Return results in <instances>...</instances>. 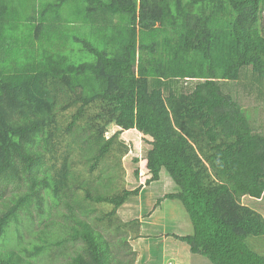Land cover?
<instances>
[{
  "label": "trees",
  "instance_id": "trees-1",
  "mask_svg": "<svg viewBox=\"0 0 264 264\" xmlns=\"http://www.w3.org/2000/svg\"><path fill=\"white\" fill-rule=\"evenodd\" d=\"M35 1L0 0V264H56L60 247L71 252L64 264H136L140 219L118 211L162 170L177 191L156 206L182 205L192 233L173 236L192 254L264 264L247 244L264 236V217L242 202L264 196V0H82L70 20L84 35L60 18L74 0H42L31 36L15 19ZM230 83L256 105L227 93ZM123 134L151 149L134 160L141 185L118 191L111 174L90 176L117 147L119 162L129 154ZM97 205L110 209L93 217ZM98 226L122 236L111 242Z\"/></svg>",
  "mask_w": 264,
  "mask_h": 264
},
{
  "label": "rangeland",
  "instance_id": "rangeland-1",
  "mask_svg": "<svg viewBox=\"0 0 264 264\" xmlns=\"http://www.w3.org/2000/svg\"><path fill=\"white\" fill-rule=\"evenodd\" d=\"M47 1V0H44ZM36 5H27L28 7L23 9L21 8L18 11L17 17L15 21H19L20 24H25L26 28L25 31L28 33L27 28L29 27L31 29V36H34L36 31V26L40 24V12H41V3L42 0H36ZM23 6V5H22ZM83 7V1L81 0H74L73 2H69L68 4H65V6L62 8V13L60 18L63 20L66 18V16L73 18L71 16V13L75 12L78 13V9H82ZM32 13L39 15L36 22H26L28 20V16ZM14 21V20H13ZM17 22V23H19ZM77 22H81L77 20ZM77 22H72L70 20V25H78ZM262 27L264 30V4H263V13H262ZM78 31L76 30V27L74 29L71 28H65L64 31L69 33L70 35L77 33L89 34L88 32L84 31V23H80ZM86 30V29H85ZM46 32V31H45ZM65 33V34H67ZM85 58H88V55H84ZM193 85H187L185 84V92H190ZM190 88V89H188ZM224 89L227 93H230L231 95H234V98L238 97L239 101L246 107H253L256 105L255 98L251 95V90L245 86V84H238V83H230L225 84ZM256 121L259 125V122L261 125L264 124V118L263 116L260 117L258 114L256 115ZM263 121V122H262ZM262 127V126H261ZM117 128L111 127L109 129L108 137L112 136L115 132H117ZM264 130V129H263ZM144 135H138L137 138H134L133 136H127V135H121L120 139L124 141L127 145L130 147L129 154H125L120 162L119 157L120 154L118 153L122 148L117 147L116 151H114L109 159H107L106 162L103 163L102 167L99 171L95 172L90 178L98 180V177L100 175L108 176L111 174L115 179H113V183H115L116 190H122V189H128L133 190L141 185V182L135 177V171L137 169L141 168V163H136L134 160L136 158L143 159L148 151L151 149V145L149 142L145 139ZM137 139V140H135ZM69 140V138H65V143H63V146L59 149L58 158L59 161L57 162L58 165L62 163V159L67 154V146L66 142ZM73 160L76 162L75 169L78 171H83V165L79 163V160L81 159L79 156L71 155ZM119 163V164H117ZM102 172V173H101ZM177 191V186L174 183V181L171 179L169 174L162 170L161 172V179L158 182L152 183L150 186L144 187L142 194L140 197L132 198L129 202H127L126 205H124L122 208L118 211V218L123 222H129L134 219H141V221L145 220V223H150V229H145L144 231V237L148 241H131L130 248L133 249V251L137 252L138 254V262L143 261V264H177L176 261H174V255L173 252H175L176 255L181 254L180 251H187L189 246L185 244L183 241H180L176 239L173 235L178 236H186L192 233V225L190 223L189 216L187 212L184 210L182 205L178 203L177 201H170L165 200L160 203L159 206L157 205V201L159 199H162V197L169 193H175ZM243 204L249 206L250 208L258 211L260 214L264 217V196L261 200L251 198L249 196H246L242 200ZM110 206L103 207L100 205L96 206V214L99 215L101 212H106L110 208ZM77 213L80 215L79 211ZM149 217H148V216ZM152 215V217H151ZM91 217V218H93ZM138 217V218H137ZM149 218V219H148ZM38 219V218H36ZM35 219V220H36ZM90 220V219H89ZM58 224H63L65 219H63L61 216L57 218ZM36 222V221H35ZM38 225V222L36 223ZM36 225V226H37ZM59 228L63 225H58ZM35 230H38L36 228ZM98 230L102 231L107 238L111 242H116L122 234L118 235L114 230L112 231H105V228L103 226H98ZM124 231H122L123 233ZM129 236L131 235V232L128 230L127 233ZM167 234V237L165 238ZM25 236L27 238L30 237V235L25 232ZM132 236H134L132 234ZM165 238V242L164 241ZM140 243H143L144 245H140ZM166 243V246L169 250L165 251V253H168L165 257L161 256L162 253V245ZM139 244V245H138ZM247 244L249 247L255 251L256 253L264 256V236L261 237H249L247 239ZM170 245V246H169ZM174 245H179L178 253L173 249L172 253L170 251L171 248L174 247ZM173 246V247H171ZM78 247L82 249V246L79 244ZM60 248H56L54 253L56 254L54 256V259L56 260V264H64L67 257H65V253H70L67 251H59ZM128 249L126 248V251ZM149 250L152 251V254L149 252ZM171 253V254H170ZM190 253V252H189ZM149 254H151L149 256ZM190 255V254H189ZM183 257L187 255H182ZM171 257H174L173 259ZM191 259L189 261L190 264H212L206 257L202 255H190ZM188 258V257H187ZM180 262L185 261L182 257L179 259ZM40 262V260H39ZM137 262V264H138ZM43 264V263H38ZM50 264V263H49Z\"/></svg>",
  "mask_w": 264,
  "mask_h": 264
},
{
  "label": "crops",
  "instance_id": "crops-1",
  "mask_svg": "<svg viewBox=\"0 0 264 264\" xmlns=\"http://www.w3.org/2000/svg\"><path fill=\"white\" fill-rule=\"evenodd\" d=\"M151 217H152V215H151ZM140 219V218H139ZM149 219V218H148ZM142 220V218L140 219V224H141V226H140V233H139V237L138 238H135V239H131L130 240V242L129 243H131V241H142V240H144L145 242L146 241H148V240H146V238L144 237V231H145V229H150L151 227H150V223L148 224V223H145V220L144 221H141ZM184 236V235H183ZM165 238H169V237H167V234H166V237ZM165 238H164V241L163 242H165ZM186 244V243H185ZM139 245V244H138ZM140 245H144L143 243H140ZM170 246V245H169ZM179 245H174V247L173 246H171V247H173V248H171L170 249V251H171V253H172V250L174 249L175 251H176V253H178L179 251H178V249H179V247H178ZM167 250H169L168 248H167V246H166V243L165 244H163L162 245V253H161V256H162V258H163V256L165 257L166 255H168V253H165V251H167ZM136 252V251H135ZM149 252L152 254V251L151 250H149ZM190 252V249H188L187 251H180L179 253H181V254H178V255H176L175 254V252H173V255H174V257H171L172 259L174 258V261H176L177 262V264H190L191 262L189 261V259H191V257H190V255L192 254L191 252ZM137 253V252H136ZM170 253V254H171ZM151 254H149V256L151 255ZM190 254V255H189ZM138 255V254H137ZM182 255H187L186 256V258H185V256L183 257ZM181 257L185 260V261H182V262H180L179 261V259H181ZM188 257V258H187ZM137 262H138V256H137V260H136V264H137ZM138 264H143V261H139L138 262Z\"/></svg>",
  "mask_w": 264,
  "mask_h": 264
}]
</instances>
